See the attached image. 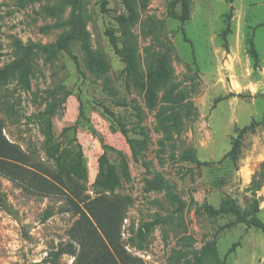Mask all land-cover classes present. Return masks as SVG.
Returning <instances> with one entry per match:
<instances>
[{"label":"rangeland","instance_id":"374dc122","mask_svg":"<svg viewBox=\"0 0 264 264\" xmlns=\"http://www.w3.org/2000/svg\"><path fill=\"white\" fill-rule=\"evenodd\" d=\"M63 1L0 0V68L20 60L0 78L6 137L53 171L81 160L84 194L128 196L121 240L144 264H264L262 231L207 209L230 201L264 221V0H137L125 31L123 0H80L78 64L28 53L67 29ZM0 191V264H73L55 256L78 218L64 198L1 174Z\"/></svg>","mask_w":264,"mask_h":264},{"label":"trees","instance_id":"16d2710c","mask_svg":"<svg viewBox=\"0 0 264 264\" xmlns=\"http://www.w3.org/2000/svg\"><path fill=\"white\" fill-rule=\"evenodd\" d=\"M123 1L128 11V16H125L122 21L125 31L127 23L134 21L133 18L136 19L138 9L137 0ZM139 1L146 6L148 0ZM62 4L71 6L69 18L64 24L67 29L53 43H31L28 46V53L37 49L48 55L65 51L78 64V57L72 45L80 41L85 47L88 46L89 32L86 19L80 0H64ZM249 52L256 67L259 52L253 42H250ZM19 62L20 60H17L0 68V78L8 75ZM159 69L155 72L151 70L149 73V92L152 91V85L157 78L163 73L167 75L169 71L166 57L160 60ZM249 129L250 125L240 129L226 156L238 157L242 138ZM84 170L81 160L54 171L46 166H38L18 144L6 137L4 124L0 118V174L16 182L30 194L61 196L66 203L64 211H72L78 215L69 230L68 242L55 252V256L62 253L72 254L75 257L73 264H144L141 258L126 250L121 240L122 224L128 211L130 198L120 194L103 193L94 197L84 194L83 180H81L85 179ZM3 202L4 194L0 191V205H3ZM207 209L211 215L232 213L238 221L254 226L264 233V221L257 216H244L241 210L230 201L218 208L209 204ZM52 214V210H45L43 219L49 218ZM151 225L152 223L146 224L145 230H148Z\"/></svg>","mask_w":264,"mask_h":264}]
</instances>
